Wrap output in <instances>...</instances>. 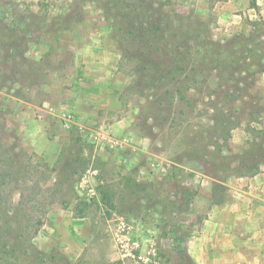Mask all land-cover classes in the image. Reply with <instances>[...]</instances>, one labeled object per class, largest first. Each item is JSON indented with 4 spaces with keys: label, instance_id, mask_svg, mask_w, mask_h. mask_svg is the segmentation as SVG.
<instances>
[{
    "label": "rangeland",
    "instance_id": "374dc122",
    "mask_svg": "<svg viewBox=\"0 0 264 264\" xmlns=\"http://www.w3.org/2000/svg\"><path fill=\"white\" fill-rule=\"evenodd\" d=\"M12 5L14 20H0V264H30L35 257L34 264L114 262L109 228L117 217L155 242L160 264H180L172 231L185 240L193 230L188 208L200 181L192 176L220 180L246 173L231 166L241 153L228 141L264 100L254 84L264 77V56L217 70L202 59L204 51L249 37L253 24L264 22L247 19V32L220 37L212 10L205 12L198 0ZM79 26L104 32L118 56L124 130L107 124L109 117L103 122V113L83 121L57 107L71 57L55 53L50 43L59 29ZM67 115L73 121L65 127ZM100 131L113 146L98 141ZM249 134L254 144L245 163L256 164L264 159V143L256 131ZM89 169L98 172L89 181L96 191L90 201L82 183ZM77 209L83 218L75 217Z\"/></svg>",
    "mask_w": 264,
    "mask_h": 264
},
{
    "label": "crops",
    "instance_id": "0c3cea01",
    "mask_svg": "<svg viewBox=\"0 0 264 264\" xmlns=\"http://www.w3.org/2000/svg\"><path fill=\"white\" fill-rule=\"evenodd\" d=\"M18 1L0 0V20L4 23L14 20L12 4ZM198 1L204 5L205 12L212 10L213 20L221 27L220 37L237 30L247 32V19L264 22V0ZM57 33L59 38L51 41V48L55 53L68 52L71 57L69 63L65 62L67 72L60 80L67 88L56 94L57 107L74 111L83 121L96 119L103 113L106 116L103 122L109 117L107 124L124 130L125 120L121 117L125 112L122 97L125 83L117 70L118 56L103 39L104 32L79 26L61 28ZM254 84L259 87V95L264 96V77ZM258 102L259 110L254 114L251 108L247 118L231 131L228 143L238 153L252 142L249 129L264 136V100ZM234 166L236 162L232 163ZM192 177L191 181L199 179L200 185L190 196L188 208L195 220L193 230L184 241L190 260L194 264H264V162L253 174L231 173L220 180L203 175ZM214 191H221L222 195L213 196ZM115 257L114 262H119L116 252ZM109 262L114 263L113 259Z\"/></svg>",
    "mask_w": 264,
    "mask_h": 264
},
{
    "label": "trees",
    "instance_id": "16d2710c",
    "mask_svg": "<svg viewBox=\"0 0 264 264\" xmlns=\"http://www.w3.org/2000/svg\"><path fill=\"white\" fill-rule=\"evenodd\" d=\"M140 6L142 3H138ZM119 6V3L117 4ZM14 27H18L17 23L15 22ZM253 29H251V34L249 37L245 36H238L232 39L231 41L227 42L225 45H216L212 48L204 51V55L202 59H209V62L211 65L216 68L217 70H224L231 66V69L237 66V64L240 62L245 61L248 58H251L252 56H255L257 54H260L264 56V23H256L253 24ZM262 30V31H261ZM176 62H179V59H176ZM262 139L261 143H264V136L260 137ZM254 143H249V146L245 151H243L240 155H237L238 158L234 160V162L237 163V166H234L235 170H240V167L246 168V173H240L238 175H245V174H253L258 171V166L261 162H264V159L256 164H250V162L245 163L251 156L249 152L250 148L252 147ZM264 147L263 145H261ZM248 155V156H247ZM251 165V166H248ZM232 166V164H231ZM238 173V172H237ZM102 199L103 201L110 204V199L108 198V195L106 191H102ZM75 217L77 218H83L84 214L81 210H75L74 212ZM178 232L172 231L173 239L175 242V248L176 251L181 255H183V260L180 264H194L190 258L187 256L184 246L182 245L185 240L182 239L180 236L176 235ZM40 254V253H39ZM37 262V257H35L30 264H34ZM110 264H120L119 262H114Z\"/></svg>",
    "mask_w": 264,
    "mask_h": 264
},
{
    "label": "built area",
    "instance_id": "2783aa9c",
    "mask_svg": "<svg viewBox=\"0 0 264 264\" xmlns=\"http://www.w3.org/2000/svg\"><path fill=\"white\" fill-rule=\"evenodd\" d=\"M64 126L68 127L72 123L73 118L69 115L63 117ZM100 143L111 144L113 141L109 135L100 131L96 134ZM106 146V145H104ZM98 172L89 169L84 174L82 183L85 184L87 200H91L96 196V191L90 187L89 181L96 178ZM110 239L114 244L118 261L122 264H160L158 258L157 245L151 239L143 240L139 237L135 225L127 221L123 217H117L114 225L110 226Z\"/></svg>",
    "mask_w": 264,
    "mask_h": 264
}]
</instances>
